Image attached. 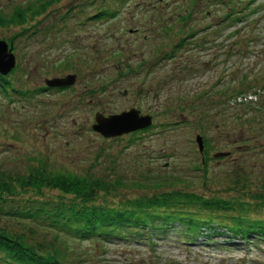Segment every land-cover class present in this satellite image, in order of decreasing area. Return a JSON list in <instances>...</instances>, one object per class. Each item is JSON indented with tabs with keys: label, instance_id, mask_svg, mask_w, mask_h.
Returning <instances> with one entry per match:
<instances>
[{
	"label": "rangeland",
	"instance_id": "374dc122",
	"mask_svg": "<svg viewBox=\"0 0 264 264\" xmlns=\"http://www.w3.org/2000/svg\"><path fill=\"white\" fill-rule=\"evenodd\" d=\"M120 1L0 0V41L15 60L0 75L8 84L5 93L0 85V179L88 177L93 203L103 206L186 189L243 203L250 217L264 218V0ZM231 11L238 22L220 24ZM66 76H74L71 86L45 88V80ZM129 110L149 117L150 127L112 139L92 131L95 118ZM56 196L46 189L39 197L4 196L0 230L40 255L56 252L61 264L243 257L198 247L199 240L183 247L169 231L156 233L150 247L78 241L43 216L7 217L26 201ZM260 248L252 246L247 264H264Z\"/></svg>",
	"mask_w": 264,
	"mask_h": 264
},
{
	"label": "trees",
	"instance_id": "16d2710c",
	"mask_svg": "<svg viewBox=\"0 0 264 264\" xmlns=\"http://www.w3.org/2000/svg\"><path fill=\"white\" fill-rule=\"evenodd\" d=\"M252 11L254 14V10ZM236 17L231 11L219 23L229 20L235 25L238 22ZM0 85L5 93L8 84L1 76ZM206 161L205 157L201 160L204 171ZM12 183H15V187L10 185ZM12 183L0 179L1 203L5 202L4 196L30 194L39 197L44 189L55 191L57 196L48 201H26L23 207L21 204L8 210L7 217L34 221L43 216L40 219L48 222V227L55 228L69 239L103 243H112V240L128 241L144 243L150 247L157 234L169 231L176 235V242L183 247H190L199 240L195 243L198 247L243 251L239 252L243 257L230 259V262L233 261L230 264H247L252 246L255 250L264 246V218L250 217L244 204L240 202L234 203L180 189L122 199L115 206H103L93 203L95 182L88 177L77 179L61 175L31 176L15 178ZM245 205L249 207V204ZM0 255V264H61L56 252L40 255L21 238L2 230Z\"/></svg>",
	"mask_w": 264,
	"mask_h": 264
},
{
	"label": "water",
	"instance_id": "95a60500",
	"mask_svg": "<svg viewBox=\"0 0 264 264\" xmlns=\"http://www.w3.org/2000/svg\"><path fill=\"white\" fill-rule=\"evenodd\" d=\"M15 60L13 55L7 49L4 42L0 41V75H7L14 68ZM74 76H66L60 79H50L44 81V86L48 89H62L69 87L74 82ZM150 118L147 116L141 117L135 110H129L116 116L107 118L97 117L94 119L92 131L98 133L101 137L117 138L122 135L131 134L137 131L144 130L150 127ZM198 150L201 151L200 139L196 138ZM221 154H215L213 158L221 157Z\"/></svg>",
	"mask_w": 264,
	"mask_h": 264
}]
</instances>
